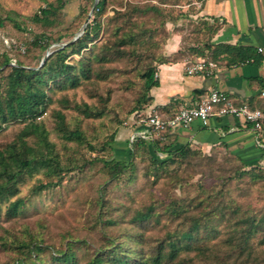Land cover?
<instances>
[{"label":"rangeland","instance_id":"374dc122","mask_svg":"<svg viewBox=\"0 0 264 264\" xmlns=\"http://www.w3.org/2000/svg\"><path fill=\"white\" fill-rule=\"evenodd\" d=\"M54 1L0 0V13H16L26 29L19 32L10 23L0 28V58L4 54L12 65L19 62L23 66L36 67L41 65L46 53L62 44L52 43L44 53L30 45L33 35L43 30L32 24L29 18L38 9ZM92 1L66 0L63 24L55 30H47L46 34L55 38L58 32L61 33L64 35L63 43L81 35L94 17L93 12L90 13ZM190 1H107L104 12L98 18L101 27L97 39L88 45L87 50L79 56H71L66 63L72 67L88 53V49L93 46L98 49L112 42L118 25L121 27L120 33L131 30L137 36L136 43L123 48L126 53L123 58L95 67L102 78L93 77L75 90L56 91L51 95L53 102L39 122L49 132V139L54 143L62 164L69 162L70 170L62 173L59 183L56 182L57 178L42 168L25 176L18 184V194L10 201L24 199L25 207L14 219H6L4 216L0 218V264H13L23 258L24 251L19 245L24 242H37L44 247L45 251L39 258L49 264L48 254L54 250H63L68 241L74 242L77 257L81 259L79 264H84L96 249L107 247L110 243H120L124 241L125 234L133 233L143 234L146 244L142 248L149 253L154 246L153 240L164 237L168 231L181 225L178 218H171L163 211L171 202L190 209L192 213L214 210L218 214L216 206L225 207L221 211L225 212L232 204L256 215L264 211V180L253 182L246 175L238 176L236 171L241 168L240 157L219 148L203 151L190 146L196 155L165 172H159L157 176H152L147 159L139 153L134 158V173H127L118 181L111 182L100 163L87 164L94 157L102 158L109 154L108 151H97L104 142L110 140L111 135L116 151L114 158H130L132 148L123 152L127 132L122 121L141 94L142 81L139 75L148 65L156 67L159 62L157 59H166L167 63L185 60L194 54L193 49L203 50L205 44L211 43L212 36L206 27L209 22L196 17V7L189 5ZM129 5H152L160 11L157 14L135 13L130 20L114 18L115 11L128 14ZM174 38L179 41V50L168 55L166 48ZM64 102H68L70 107L87 104L100 115L97 118H86L73 108H64ZM53 111H62L66 124L71 129L83 132V144L64 142L59 138L54 129ZM21 128V124L6 126L0 132V149L13 141ZM87 144L96 150H90ZM259 166L264 168L263 165ZM49 181L55 182L56 186L33 194L34 187ZM199 202L200 208L196 206ZM7 204H3V211ZM149 205L154 208V212L163 216L158 224H149L143 229L135 228L131 223L133 214ZM106 219L114 220L115 224H106ZM214 224L217 234L203 242L206 246L215 247V250L209 258L197 256L194 264H215L217 258H225L226 250L220 245L226 238L224 232L228 230V224L217 216ZM195 254L193 252L190 256L194 257ZM25 261L26 264L34 263L28 259Z\"/></svg>","mask_w":264,"mask_h":264},{"label":"trees","instance_id":"16d2710c","mask_svg":"<svg viewBox=\"0 0 264 264\" xmlns=\"http://www.w3.org/2000/svg\"><path fill=\"white\" fill-rule=\"evenodd\" d=\"M107 1H97L93 10L92 22L84 27L81 35L74 36L67 43H63L64 35L59 32L55 38L46 34L47 30H55L63 24V11L67 2L66 0H55L47 3L29 18L32 24L43 30L33 35L30 45L44 53L52 43L62 44L50 52L44 62L36 67L23 66L19 62L12 65L10 59L4 54L0 58V132L10 124L22 125L16 138L0 149V218L4 216L6 219H14L23 211L24 199L10 200L17 196V186L25 176H30L43 168L49 175L57 178L56 182H58L62 179V173L70 170L69 162L62 164L54 143L49 139V132L39 122L53 102L51 95L56 91L75 90L93 77L102 78L95 67L123 58L126 54L123 48L136 43L137 36L131 30L127 33H120L121 27L118 25L119 27H115L116 35L112 42L103 44L98 49L94 46L88 49V53L72 67L66 63L71 56H79L87 50L88 45L97 39L101 27L98 18L104 12ZM93 3L94 0L92 5ZM127 10L128 14L115 11L114 18L130 20L135 13L157 14L160 11L152 5L145 7L129 5ZM5 23H10L19 32L26 31L19 16L14 12L0 13V28ZM206 27L213 36L217 29L209 23ZM192 52L194 54L186 58L188 61L194 58L209 59L219 64L222 61L221 56L224 57L227 65L260 61L253 49L230 45L209 43L204 45L203 50L196 48ZM157 61L159 62L156 67L148 65L140 73L141 94L122 124L128 121L133 114L149 106L150 91L159 84L155 78L157 67L167 63L166 59H157ZM64 103V108H73L86 118H97L100 115L87 104H75L70 107L68 102ZM52 116L54 129L61 140L76 144L85 142L82 131L71 129L66 124L65 114L62 111H53ZM169 138L170 133H167L164 141L156 138L150 143L137 138L133 143L125 142L123 152L130 148L133 149L130 158L126 160L114 158L116 151L114 138L111 135L110 140L104 142L97 151V153L108 151L109 154L102 158L94 157L87 164L100 163L109 181H118L121 176L134 173V158L142 153L148 161L152 176H157L159 172H165L174 165L182 164L190 156L196 155L188 144L178 145ZM87 146L90 150H96L90 144ZM159 154L161 157H158ZM262 156H264V151ZM239 163L241 168L236 171L238 176L246 175L253 182L264 180V168L259 164L247 165L240 159ZM55 186V182L52 181L39 184L34 187L33 194H39ZM4 203L8 204L3 211ZM196 206L200 208L201 203H197ZM167 207L163 211L171 218H178L181 225L173 231H168L164 237L153 240L154 246L149 253L144 252L142 248V245L146 244L143 234H125L124 241L110 243L107 247L96 249L84 261V264H194L197 256H208L209 258L215 250V247L211 245H204L203 241L217 234L214 224L216 216L228 224V230L224 232L226 238L220 245L226 250L225 258H217L215 264H264V211L256 215L248 209L233 204L225 212H221L225 207L216 206L218 214H215L214 210L192 213L190 209L175 202H171ZM161 216L163 214L154 212V208L149 205L143 210L136 211L131 218V223L135 228L143 229L149 224H158ZM105 221L108 225L115 224L112 219ZM19 247L23 249L25 256L17 259L13 264H26V259L34 261L31 264H45L39 258L45 248L39 243L24 242ZM193 252L196 254L191 257L190 254ZM48 255L49 264H79L81 260L77 257L74 242L69 241L63 250H54Z\"/></svg>","mask_w":264,"mask_h":264},{"label":"crops","instance_id":"0c3cea01","mask_svg":"<svg viewBox=\"0 0 264 264\" xmlns=\"http://www.w3.org/2000/svg\"><path fill=\"white\" fill-rule=\"evenodd\" d=\"M189 3L196 7L197 18L217 29L211 38L213 45L251 48L260 61L227 65L221 56L220 69L211 76L186 75L187 59L159 65L155 74L159 84L150 91L151 102L146 109L154 108L168 117L180 108L192 107L202 96L216 89L236 106L247 105L264 114V0H191ZM166 50L168 55L176 53L178 39L174 38ZM198 92L201 94L197 95ZM124 129L126 142L133 134L148 133L145 125L132 120ZM169 140L203 151L219 148L240 157L247 165L264 166V127L257 136L250 125L234 116L214 117L208 127L194 122L187 129L177 128L170 132Z\"/></svg>","mask_w":264,"mask_h":264},{"label":"built area","instance_id":"2783aa9c","mask_svg":"<svg viewBox=\"0 0 264 264\" xmlns=\"http://www.w3.org/2000/svg\"><path fill=\"white\" fill-rule=\"evenodd\" d=\"M219 69L220 66L209 59H191L184 66V72L188 76H211ZM222 116H234L241 119L250 125L257 136L264 127V114L260 110L252 109L247 105L236 106L226 94L213 89L202 96L192 107L180 108L168 117H163L154 108L136 112L129 120L135 124L145 125L148 133L133 134L128 138V142L133 143L137 138L150 143L156 138L164 141L165 135L177 128L187 129L194 122H199L202 127H208L210 119ZM129 120L124 123V126Z\"/></svg>","mask_w":264,"mask_h":264},{"label":"water","instance_id":"95a60500","mask_svg":"<svg viewBox=\"0 0 264 264\" xmlns=\"http://www.w3.org/2000/svg\"><path fill=\"white\" fill-rule=\"evenodd\" d=\"M97 1H98V0H94V3H93V5H92V9H91V12H90V13H92L93 10L95 9L96 4H97ZM89 17H90V15L88 16V18H87V20L85 21L84 25L87 24V21H88ZM75 39H76V38H75ZM75 39H74V40H75ZM48 55H49V53H46L45 57H44L43 60H42V63L44 62L45 58H46ZM42 63H41V64H42Z\"/></svg>","mask_w":264,"mask_h":264}]
</instances>
